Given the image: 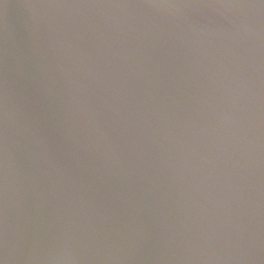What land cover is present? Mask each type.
I'll return each instance as SVG.
<instances>
[{"label": "water", "instance_id": "1", "mask_svg": "<svg viewBox=\"0 0 264 264\" xmlns=\"http://www.w3.org/2000/svg\"><path fill=\"white\" fill-rule=\"evenodd\" d=\"M0 264H189L167 0H0Z\"/></svg>", "mask_w": 264, "mask_h": 264}]
</instances>
